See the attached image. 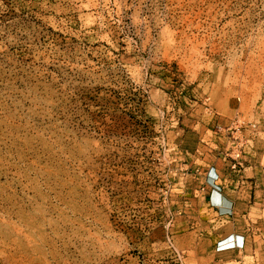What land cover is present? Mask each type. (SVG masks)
<instances>
[{
    "label": "rangeland",
    "instance_id": "obj_1",
    "mask_svg": "<svg viewBox=\"0 0 264 264\" xmlns=\"http://www.w3.org/2000/svg\"><path fill=\"white\" fill-rule=\"evenodd\" d=\"M246 153L264 0H0V264H212Z\"/></svg>",
    "mask_w": 264,
    "mask_h": 264
},
{
    "label": "crops",
    "instance_id": "obj_2",
    "mask_svg": "<svg viewBox=\"0 0 264 264\" xmlns=\"http://www.w3.org/2000/svg\"><path fill=\"white\" fill-rule=\"evenodd\" d=\"M254 154L246 153L242 168L226 169L222 177L212 167L218 176L215 190L206 182L209 211L224 223L209 239L212 264H264V165ZM220 242L238 245L218 251Z\"/></svg>",
    "mask_w": 264,
    "mask_h": 264
},
{
    "label": "built area",
    "instance_id": "obj_3",
    "mask_svg": "<svg viewBox=\"0 0 264 264\" xmlns=\"http://www.w3.org/2000/svg\"><path fill=\"white\" fill-rule=\"evenodd\" d=\"M236 167V165L234 164L233 166H232V168H235ZM212 172H213V168H211V170L209 171V173H208V177H207V183L210 185V186H212V188L215 190L216 189V187H218L217 185H216V183H215V181L217 180V176L216 175H212ZM231 243V244H230ZM227 244H230V245H227V246H225V247H223L222 245H226V244H223V242H220L219 244H218V246H217V250L218 251H220V250H224V249H228V248H233V247H236L238 244H237V242H229V243H227Z\"/></svg>",
    "mask_w": 264,
    "mask_h": 264
},
{
    "label": "bare ground",
    "instance_id": "obj_4",
    "mask_svg": "<svg viewBox=\"0 0 264 264\" xmlns=\"http://www.w3.org/2000/svg\"><path fill=\"white\" fill-rule=\"evenodd\" d=\"M231 244V243H230ZM230 244H226V245H222L223 247L227 246V245H230Z\"/></svg>",
    "mask_w": 264,
    "mask_h": 264
}]
</instances>
